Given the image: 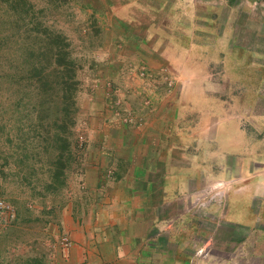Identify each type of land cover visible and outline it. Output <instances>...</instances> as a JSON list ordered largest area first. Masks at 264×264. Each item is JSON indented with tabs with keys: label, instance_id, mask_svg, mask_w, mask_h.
I'll use <instances>...</instances> for the list:
<instances>
[{
	"label": "rangeland",
	"instance_id": "rangeland-1",
	"mask_svg": "<svg viewBox=\"0 0 264 264\" xmlns=\"http://www.w3.org/2000/svg\"><path fill=\"white\" fill-rule=\"evenodd\" d=\"M111 1L0 0V264H71L66 218L86 224L163 148L207 180L170 229L140 231L177 264H264V0H154L136 26ZM149 27L167 30L162 48Z\"/></svg>",
	"mask_w": 264,
	"mask_h": 264
},
{
	"label": "crops",
	"instance_id": "crops-1",
	"mask_svg": "<svg viewBox=\"0 0 264 264\" xmlns=\"http://www.w3.org/2000/svg\"><path fill=\"white\" fill-rule=\"evenodd\" d=\"M121 1L119 4L111 1L109 6L116 7L113 10H120L117 17L121 22L132 23L133 26L143 23L135 14L134 7L141 5L142 8L150 9L154 5V0ZM152 24L154 23L149 22L147 25ZM147 33L155 34L158 43L154 46L162 48L161 42L166 40L167 30H154L149 27ZM225 126L217 125L215 140L218 148L223 140ZM200 129L205 130L207 127L201 125ZM220 146L226 148L223 143ZM238 146L239 144H232L228 150H238ZM156 158L164 161L160 172L151 164ZM174 158L168 151L164 152V148L160 153L147 154V164L141 166L142 173L130 174L124 182L118 183L109 197H105L97 206V210L88 214L86 224L66 218L65 229L73 241L67 257L71 264L178 263L174 252L159 249L157 237L140 231L142 226L157 227L159 231L170 229L177 219L175 217L179 215L174 211L183 208L181 201H186V198L190 199L193 194L197 195L202 191V182L207 180V171L197 161L185 167L175 164L172 161ZM170 237V241H174L175 234ZM202 249L200 247L197 253H201Z\"/></svg>",
	"mask_w": 264,
	"mask_h": 264
},
{
	"label": "trees",
	"instance_id": "trees-1",
	"mask_svg": "<svg viewBox=\"0 0 264 264\" xmlns=\"http://www.w3.org/2000/svg\"><path fill=\"white\" fill-rule=\"evenodd\" d=\"M67 63L62 62L61 60H57L56 62H54L53 65V72H58L59 70L63 73L64 70H66V75H65V79H63L62 77V81L60 83L61 87H62V95H63V100L71 101V98H73V80H74V74L73 72L70 70H68V66L66 65ZM47 66L42 65V62H38L35 63L31 66V73H33V76L35 77V80L37 83H39V86L35 87V91H34V95L37 96L36 101H42L48 97H46L45 95L41 96V92L44 91L45 89H48L46 86L48 85L46 83V81H43V73L46 72ZM30 73V72H29ZM68 73V74H67ZM19 81H21L20 79H18ZM53 84H55V86L57 84H59L57 82V80L52 81ZM19 85H21V82L18 83Z\"/></svg>",
	"mask_w": 264,
	"mask_h": 264
},
{
	"label": "built area",
	"instance_id": "built-area-1",
	"mask_svg": "<svg viewBox=\"0 0 264 264\" xmlns=\"http://www.w3.org/2000/svg\"><path fill=\"white\" fill-rule=\"evenodd\" d=\"M9 208L8 204H6L3 200H0V210H7ZM61 248H62V254L65 258L69 256L70 249L73 245V241L69 236H62L61 240Z\"/></svg>",
	"mask_w": 264,
	"mask_h": 264
}]
</instances>
